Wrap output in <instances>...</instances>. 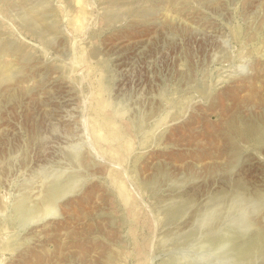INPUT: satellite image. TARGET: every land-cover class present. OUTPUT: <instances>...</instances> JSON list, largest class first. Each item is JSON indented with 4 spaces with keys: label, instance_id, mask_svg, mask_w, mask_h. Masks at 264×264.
I'll list each match as a JSON object with an SVG mask.
<instances>
[{
    "label": "rangeland",
    "instance_id": "1",
    "mask_svg": "<svg viewBox=\"0 0 264 264\" xmlns=\"http://www.w3.org/2000/svg\"><path fill=\"white\" fill-rule=\"evenodd\" d=\"M0 264H264V0H0Z\"/></svg>",
    "mask_w": 264,
    "mask_h": 264
},
{
    "label": "bare ground",
    "instance_id": "2",
    "mask_svg": "<svg viewBox=\"0 0 264 264\" xmlns=\"http://www.w3.org/2000/svg\"><path fill=\"white\" fill-rule=\"evenodd\" d=\"M60 187H61V185L59 183H57V184L54 185V188L53 189H54V191H58V190H60ZM46 209H48V206H47V208L45 207V210Z\"/></svg>",
    "mask_w": 264,
    "mask_h": 264
}]
</instances>
